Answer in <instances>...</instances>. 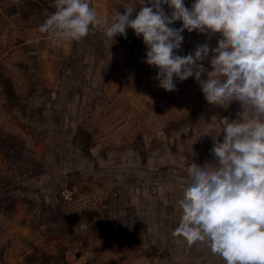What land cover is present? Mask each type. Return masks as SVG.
Returning <instances> with one entry per match:
<instances>
[{
    "label": "crops",
    "instance_id": "0c3cea01",
    "mask_svg": "<svg viewBox=\"0 0 264 264\" xmlns=\"http://www.w3.org/2000/svg\"><path fill=\"white\" fill-rule=\"evenodd\" d=\"M104 1L92 0L102 19ZM190 2L185 0L186 5ZM54 10L52 0H11L8 7H0V179L18 178L17 148L26 147L29 140L39 148L36 156L40 160L43 154L48 156L50 168L60 172L61 178L82 185L98 180L106 187L108 199L102 212L61 217L60 229L47 221L52 206H27L26 212L21 211L25 206H12V211L0 206V264H11L15 236L22 233H41L46 241V250H34L26 264H106L95 258L101 252L107 253L108 264H148L154 257L145 251L141 252L144 258L135 259L139 254L130 248L146 240L155 248V264H224L206 243H192L175 229L189 163L214 159L215 141L204 137L211 134L210 124L218 117L238 118L243 111L240 102L216 105L202 83L191 76L178 84L174 98L176 89L159 87L155 66L144 61L142 38L126 31V37L117 34L110 45L103 31L97 30L79 41H65L40 31ZM181 23L177 20L173 26ZM221 31L211 34L214 43ZM182 35L180 54L209 38L207 32L196 30L185 29ZM9 50L15 53L10 55ZM214 51L205 58L207 68ZM196 88L202 92L203 105L192 109L187 119H171L163 137L150 134L149 128L136 130L140 135L129 128L144 115L171 113L176 99H188L191 104ZM118 128H123L121 135L115 133ZM120 140L124 142L118 144ZM94 144L98 150L92 151ZM54 160L60 166L53 167ZM9 163L12 170L6 166ZM28 172L36 176V171ZM37 208H45L46 213ZM81 222L97 227L92 249L86 245L90 237ZM164 224L167 239L174 243L171 248L160 233ZM59 239L69 240L68 245L51 248Z\"/></svg>",
    "mask_w": 264,
    "mask_h": 264
},
{
    "label": "clouds",
    "instance_id": "9594fccd",
    "mask_svg": "<svg viewBox=\"0 0 264 264\" xmlns=\"http://www.w3.org/2000/svg\"><path fill=\"white\" fill-rule=\"evenodd\" d=\"M52 4L41 32L79 41L102 30L111 45L131 28L146 46L143 59L155 66L159 87L175 90L178 80L191 76L216 105L240 102L238 118L218 117L204 137L215 141L214 159L189 163L175 230L192 243H206L224 264H264V0H125L123 13L116 10L108 20L92 0ZM177 20L179 27L173 26ZM185 29L209 38L180 54ZM217 29L222 31L214 43L210 37Z\"/></svg>",
    "mask_w": 264,
    "mask_h": 264
},
{
    "label": "rangeland",
    "instance_id": "374dc122",
    "mask_svg": "<svg viewBox=\"0 0 264 264\" xmlns=\"http://www.w3.org/2000/svg\"><path fill=\"white\" fill-rule=\"evenodd\" d=\"M10 1L11 0H0V7H8ZM124 2L125 0H105L103 3V11L105 13L102 16L103 19L108 20L116 10L123 12ZM136 10L138 11L137 6ZM134 14L135 12L133 13V15ZM126 31L134 35V32L131 28H127ZM8 41L6 42V47L9 46ZM8 53L12 55L13 50H9ZM205 69L207 70V67H205ZM185 82V79L182 81L178 80L177 86L178 84H184ZM195 93V101L191 102V104L188 103V99H176V101H174L176 105L171 110V113L157 114L155 116L144 115L143 119L134 122L132 125H130L129 128L135 130V134L139 135L141 134V132L138 133L136 132V130L138 131L139 128H144L145 130H147V128H149L150 134H161L159 136L163 137L165 135V128L171 121V119L172 121H182L184 119H187L192 109H195L197 111L199 110V107L203 105V95L200 89L196 88ZM176 94L178 95L177 89L176 93L174 94V98H177ZM162 105L163 103H161L160 107H162ZM122 130L123 128H118L117 132L115 133L121 135ZM125 140L127 139L125 138ZM27 142L28 145L26 147L21 146L20 148H17L18 152L20 153L19 157L21 158L19 171L15 172V175H17L18 178H5L3 180L0 179V206H5L2 208H4L5 210L11 209L12 211V206H25L24 208H21V211L25 210L26 212L28 210L27 206H52V209L48 208L49 210L51 209L50 213L52 214V216L51 218H48L47 221L55 223L58 229H60L61 225H64V223L60 224L61 217H67L69 215L73 218V216L75 217L84 213L92 214L103 211L108 199V191L105 186L98 182V180H93L89 184L82 185L79 184L78 181L61 178L60 172L52 171L54 169L50 168L51 164L49 157L43 154L42 160H40L39 155L36 156L35 154L36 151L37 153H39V148H34V145H32L29 140ZM122 142L124 141L120 140L118 144ZM96 144L91 147L92 151L98 150V146H95ZM105 148L102 146L101 149L103 150ZM37 158L39 159L36 163L35 159ZM52 158L57 159L55 156H53ZM52 165L53 167H56L60 166V163L55 162L54 160L52 162ZM6 166L10 170L13 169L11 163L7 164ZM28 171H36V176ZM3 182L5 184H3ZM1 185L4 187H2ZM37 211L41 212L42 215L46 213L44 212L45 208H37ZM49 219H51V221H49ZM42 220L44 221L45 217H42ZM79 225L81 228L83 227V230L86 231V234L88 235V237H90L86 245L90 249H92L94 247L96 238L95 234H97V227L86 222H81V224ZM39 226V228L42 229L44 224L40 223ZM152 229L153 227L150 224V231ZM166 229L167 224H164V229H161L160 233L162 232V234H165L164 243L167 247L171 248L174 243L171 239H167V236L170 235L168 231H166ZM15 239V247L14 252L11 256V264H26L29 255L34 250H41L42 252L46 250V241L43 234L41 233L34 234V236H28L27 234L22 233L18 237L15 236ZM67 242H69V240L59 239V242L56 241L54 246H52L51 248H56L58 250L63 245L67 246ZM150 243L152 242H148L146 240L144 244L133 243L130 246V248L133 249L134 254H139L135 259L140 260L142 256L141 252L147 251L149 258L152 259L154 257V260L149 262L148 264H155L156 255L155 253H152L154 252L155 248L154 246H151ZM176 245L183 246L182 243H176ZM95 258L98 262L106 264L109 263V257L107 253H97V255H95ZM142 258H144V256H142Z\"/></svg>",
    "mask_w": 264,
    "mask_h": 264
}]
</instances>
